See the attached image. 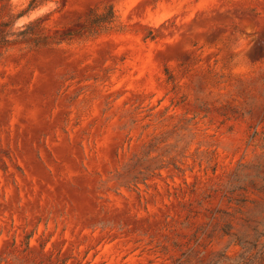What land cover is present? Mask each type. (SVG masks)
I'll return each mask as SVG.
<instances>
[{
  "label": "rangeland",
  "instance_id": "rangeland-1",
  "mask_svg": "<svg viewBox=\"0 0 264 264\" xmlns=\"http://www.w3.org/2000/svg\"><path fill=\"white\" fill-rule=\"evenodd\" d=\"M30 1L0 2V264H264V0Z\"/></svg>",
  "mask_w": 264,
  "mask_h": 264
},
{
  "label": "trees",
  "instance_id": "trees-1",
  "mask_svg": "<svg viewBox=\"0 0 264 264\" xmlns=\"http://www.w3.org/2000/svg\"><path fill=\"white\" fill-rule=\"evenodd\" d=\"M1 1H3V0H0V2ZM35 1L36 0H33L32 2L30 1L29 7H28L29 10H31L32 8H34L36 6V4H34ZM109 15H110L111 18L113 17V12H112V9L111 8H109ZM18 16H20V15H17V17ZM13 18H16V16L13 17ZM0 39H1V41H3L4 38L1 37Z\"/></svg>",
  "mask_w": 264,
  "mask_h": 264
}]
</instances>
